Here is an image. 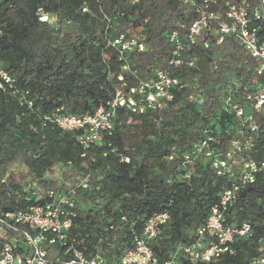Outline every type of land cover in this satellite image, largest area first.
Here are the masks:
<instances>
[{"label":"trees","instance_id":"obj_1","mask_svg":"<svg viewBox=\"0 0 264 264\" xmlns=\"http://www.w3.org/2000/svg\"><path fill=\"white\" fill-rule=\"evenodd\" d=\"M239 1L216 0L214 7ZM40 10L54 21L39 20ZM194 10L181 0H0V63L15 79L14 89L0 88V211L42 204L46 190H69V172L90 174L85 188L71 177L79 200L67 206L71 223L66 239L52 244L53 256L68 260L76 248L117 263L133 247L145 220L166 210L169 220L149 243L161 263L193 239L219 191L228 185L225 177L215 175L209 160L198 158L189 166L182 154L204 136L212 120L224 116L220 107L226 86L234 79L241 86L248 80L246 70L253 61L244 63L245 55L232 38L220 45L210 41L207 48L202 39L195 44L183 39L184 55H196L200 69H174L185 85L159 111L117 108L112 133L99 144L84 149L78 141L81 130H63L43 119L60 108L63 114L93 113L116 89L149 77L151 66L164 67L172 50L167 34L176 30L182 37L196 18ZM137 31L144 34L146 49L129 51L130 68L136 73L122 71V83L117 79L121 62L107 40ZM23 94L32 100L31 107L20 103ZM192 94L203 103L191 100ZM129 115L131 138L116 128ZM171 154L173 159H168ZM15 164L22 167L18 172L11 171ZM56 165L64 167L62 182L45 176ZM188 168L192 172L184 178ZM27 183L38 187L26 192ZM263 219L264 176H259L237 192L226 218L248 221L254 235L239 239L233 255L207 263L179 256L177 264H249L251 257L264 252L259 241L264 237ZM6 241L0 237V247Z\"/></svg>","mask_w":264,"mask_h":264},{"label":"built area","instance_id":"obj_2","mask_svg":"<svg viewBox=\"0 0 264 264\" xmlns=\"http://www.w3.org/2000/svg\"><path fill=\"white\" fill-rule=\"evenodd\" d=\"M181 2L194 7L196 18L182 37L176 30L167 34L172 50L164 67L151 66L149 77L116 89L113 97L93 113L63 114L60 108L43 115V119L63 130H81L78 141L84 149L91 144H99L112 133L117 108L123 107L135 113L146 109L159 111L185 85L173 74L174 69L182 65L200 69L196 55H184L183 39L189 44L202 39L204 48L210 41L220 45L226 38L234 39L245 55L244 63L247 64V59L253 61L254 65L246 70L248 80L241 86L234 79L233 84L226 86L220 107L224 116L212 120L204 136L182 154V162L189 166L198 158L209 160L215 175L223 176L229 182L219 191L217 202L208 208L203 221L195 229L193 239L179 245L168 259L160 263L149 243L157 238L170 215L166 210L155 211L145 220L141 231L134 235L133 247L125 251L117 263H108L99 253L85 254L76 248H72V256L64 260L51 255L50 250L55 240L63 242L66 239V230L71 223L67 208L73 202L62 197L61 190L50 189L44 191L47 198L42 204H31L16 212L0 211V237L8 238L0 247V264H177L179 256L194 263H207L225 254H235L234 244L254 235L248 221L234 223L227 222L226 218L236 203L237 192L255 183L259 176H264V0L225 2L216 8V0ZM39 14V20L43 22L54 21V17L41 10ZM105 18L108 22L111 19ZM144 41L145 36L140 31L131 35L119 34L107 40V45L116 50L121 62V72L117 74L120 82L124 81L122 71L135 75V70L130 68L128 53L131 50L144 51ZM0 88H15L14 77L1 63ZM25 96H21L23 101L20 103L31 107L32 100ZM190 99L203 103V98L198 95L192 94ZM173 156L169 155L168 159H173ZM123 159L129 160L127 157ZM191 172L190 168L186 169L184 178H189ZM80 186L87 187V182L80 183ZM70 191L74 192L73 189ZM259 241L264 242V237ZM17 246H23L24 250H16ZM248 263L264 264V252L251 257Z\"/></svg>","mask_w":264,"mask_h":264},{"label":"rangeland","instance_id":"obj_3","mask_svg":"<svg viewBox=\"0 0 264 264\" xmlns=\"http://www.w3.org/2000/svg\"><path fill=\"white\" fill-rule=\"evenodd\" d=\"M131 117L132 115H129L127 117V119H125V121H121L118 123L117 125V131L120 132L121 134H123V136L127 137V138H131L132 136V131H133V124H132V121H131ZM22 167L20 166V164H15L12 166V169L11 171L13 172H18ZM64 170V167H62L61 165H56L53 170L51 172H46L45 173V176L46 177H49V178H52V179H56V180H59L60 182H62V178H63V172ZM71 173V176H69L67 178V180L65 181V185L69 188V190H66V189H61V196L64 197V198H67L70 200V202H77L79 200V198L77 197V193L75 192H71L70 189H73V182H72V176H75L73 177L79 184L80 183H83V182H88V179H89V176L90 174H86L85 172H79L78 174H73L72 172H69L68 174L70 175ZM95 173V171L91 172V174ZM28 184V183H27ZM25 185L24 186V190L26 192H31V188L33 187H38V185L35 184H32L30 185V183L28 185ZM68 192L70 193H74L73 196H68ZM76 194V195H75ZM74 197V198H73ZM63 198V199H64ZM100 200L98 199L97 202H99ZM62 204V209H65L63 207V203ZM79 204L84 206L80 201H79ZM50 254L51 255H54L56 254V251L53 250V248H51L50 250Z\"/></svg>","mask_w":264,"mask_h":264}]
</instances>
